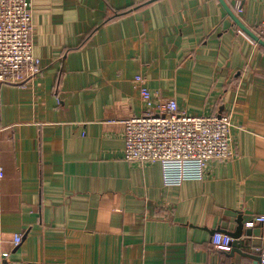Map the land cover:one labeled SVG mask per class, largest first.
<instances>
[{
    "label": "crops",
    "instance_id": "1",
    "mask_svg": "<svg viewBox=\"0 0 264 264\" xmlns=\"http://www.w3.org/2000/svg\"><path fill=\"white\" fill-rule=\"evenodd\" d=\"M30 1L41 71L0 83V264H253L264 46L219 0ZM225 1L252 31L264 21V0ZM139 74L189 115L229 114L232 157L176 185L158 162L126 161L124 121L145 111ZM239 215L242 253L214 246Z\"/></svg>",
    "mask_w": 264,
    "mask_h": 264
},
{
    "label": "built area",
    "instance_id": "2",
    "mask_svg": "<svg viewBox=\"0 0 264 264\" xmlns=\"http://www.w3.org/2000/svg\"><path fill=\"white\" fill-rule=\"evenodd\" d=\"M31 8L30 0H0V83H23L41 71L40 59L33 50ZM234 10L241 12V5L236 3ZM238 32L249 37L241 29ZM255 33L264 40V21L257 24ZM135 81L145 111L124 121L126 161L142 165L158 162L163 183L176 185L202 179L209 161L232 157L229 114L189 115L178 108L174 98H156L143 75H136ZM255 221L261 223L264 239V214L245 225L252 226ZM20 238V234L15 235L16 244ZM232 239L223 232H214L211 237L218 248L228 247ZM257 252L264 263V249L257 248Z\"/></svg>",
    "mask_w": 264,
    "mask_h": 264
},
{
    "label": "water",
    "instance_id": "3",
    "mask_svg": "<svg viewBox=\"0 0 264 264\" xmlns=\"http://www.w3.org/2000/svg\"><path fill=\"white\" fill-rule=\"evenodd\" d=\"M220 3L222 4V6L224 7L225 11L227 12V14L229 15V17L233 20V22L235 23V25H237V27L239 29H241L244 33H246L249 37H251L253 40H255L256 42H258L260 45L264 46V40L261 39L254 31H252L249 27H247L244 23H242V21L240 20V17L242 16V13H236L227 3L225 0H219ZM236 222H237V226L233 231H230L229 234L230 236L233 238L230 245H231V252L237 251L238 253H242L241 248V243H240V238L242 237L244 230V222L242 219V216H238L236 218ZM247 235H250L249 231H246ZM230 252V254H232ZM255 261L253 262V264H264L261 263V257L257 256L254 257Z\"/></svg>",
    "mask_w": 264,
    "mask_h": 264
},
{
    "label": "trees",
    "instance_id": "4",
    "mask_svg": "<svg viewBox=\"0 0 264 264\" xmlns=\"http://www.w3.org/2000/svg\"><path fill=\"white\" fill-rule=\"evenodd\" d=\"M126 11H119V12H116L113 14V17L114 16H118V15H121V14H124Z\"/></svg>",
    "mask_w": 264,
    "mask_h": 264
}]
</instances>
